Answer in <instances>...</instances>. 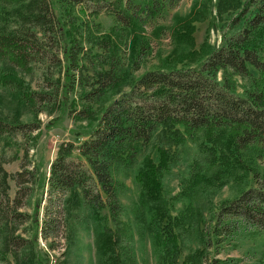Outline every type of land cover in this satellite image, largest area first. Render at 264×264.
<instances>
[{
  "label": "trees",
  "instance_id": "obj_1",
  "mask_svg": "<svg viewBox=\"0 0 264 264\" xmlns=\"http://www.w3.org/2000/svg\"><path fill=\"white\" fill-rule=\"evenodd\" d=\"M24 1L0 0L9 4ZM74 1L89 10L88 15L94 22L90 26L99 35L93 37L89 32L88 36L95 38L90 50L73 44L70 48L64 46L63 51L68 68L77 71L79 80L72 81V87L78 84L84 89L82 100L87 105L83 110L76 111L75 120L90 121L91 124L90 129L82 133L80 143L60 145L51 165L50 177L41 181L42 190L47 186L49 197L42 233L46 240H51L50 230L60 225V212L55 217L50 216L52 205L62 206L64 212L72 208L85 209L90 211L93 220L92 231L99 264H137L131 254L132 249L123 246L126 235L119 232L123 229L114 230L101 212L108 208L112 221L119 226L121 212H124L120 197L126 193L127 187L116 176L123 170L131 171L142 157L134 175L138 198L132 213L140 230L151 239L158 264H176L179 248L175 225L179 221L171 217L162 182L163 172L170 167V156L162 149L160 162L156 163L148 150L157 139L164 146L171 147L203 137L212 143L217 142L224 171L233 167L241 169L242 173L246 171L244 152L252 146L264 147V0H208L211 5L209 14L212 16L215 13L216 21L228 19L229 29L242 28L232 35L222 34L219 47H209L206 54L198 58L197 67L146 72L134 81L129 91L124 90V76L130 71L121 72L122 62L112 36L118 39L132 36L135 54L132 56L141 57L149 49V43L147 38L137 35V31L141 32L145 26L165 17L181 0ZM198 2L195 0L190 15L192 19L184 26L176 25L174 32L180 42L186 41L191 48L190 53L194 54H199L193 51L196 43L192 38L195 30L192 22L200 20L195 13ZM34 4L39 11L28 17L33 25L40 27L43 33L53 31L63 37V24L56 18L51 0H35ZM207 8L204 6L203 11L207 12ZM51 10L52 19L49 18ZM102 14L114 24L110 34L103 33L102 24L95 22ZM186 18H177L176 23ZM216 21L213 29L217 31ZM157 31L161 34L163 28ZM5 32L0 30V61L5 63L8 72L0 74V83L13 88L19 109H29L38 115L39 103L48 102L54 96L31 92L29 86L17 77L12 65L23 67L27 62L26 45L14 39L12 33ZM66 43L69 45L68 41ZM95 49L96 54H93ZM79 57L98 67L90 68L92 76L89 82L81 76L83 67L75 64ZM132 68L140 70V65L132 61ZM239 80L243 84H239ZM239 88L242 94L238 93ZM114 89H119L118 97L107 107L95 110L94 104L104 102ZM27 128L34 131L40 126L0 119V136L25 133ZM219 143H225L224 148L218 147ZM234 160L236 165L232 166ZM210 165L215 167L217 163ZM194 178L195 184L208 180L204 171L196 173ZM254 178L253 187L224 203L216 214L214 232L220 246L234 237L241 226H250L264 234V177L255 173ZM197 190L189 186L190 199L187 200L190 205L183 212L179 224L197 216L192 211ZM38 203L40 205L42 200ZM29 260L31 264H50L40 255H33ZM199 260L198 256H194L191 264H198ZM60 264H68V259Z\"/></svg>",
  "mask_w": 264,
  "mask_h": 264
},
{
  "label": "rangeland",
  "instance_id": "obj_2",
  "mask_svg": "<svg viewBox=\"0 0 264 264\" xmlns=\"http://www.w3.org/2000/svg\"><path fill=\"white\" fill-rule=\"evenodd\" d=\"M51 2L56 18L62 21L63 37L53 31L43 33L40 27H35L32 20L28 19L39 11L35 7V0H25L20 4L0 2V30H5L6 34L12 33L14 39L26 45L27 62L23 67L12 65L17 71V77L29 86L31 92L54 96L48 102L39 103L38 115H35L29 109H19L13 88L4 87L0 83V119L40 126L39 130L27 128L25 133L0 136V264H31L29 257L33 255H40L50 264H60L67 259L68 264H99L90 211L72 208L64 212L62 206L59 208L56 204L52 205L50 216L55 217L60 212V225L50 230L51 240H46L42 233L49 197L48 188L46 186L43 191L41 181L50 177L51 165L60 145L80 143L83 140L82 133L88 131L91 124L90 121L75 120L76 111L83 110L87 105L82 100L84 89L78 84L72 87L71 82L79 79L76 69L73 71L68 68L63 55L64 46L70 48L76 44L90 50L95 38L89 37V32L93 37L99 36L90 26L94 22L85 7L77 5L74 0ZM194 3L195 0H181L165 17L145 26L141 32L137 31L136 34L147 38L149 43V49L141 57L132 56L135 55L132 36L122 37L123 39L112 36L122 62L121 72L130 71L129 75H123L125 91H129L134 81L146 72L197 67L198 58L203 57L209 47H219L222 34L232 35L242 28L229 29L228 19L216 21V14H209L211 5L208 0H199L195 13L200 20L192 22L195 28L192 38L196 43L193 51L199 54L190 53L191 48L186 45V41L180 42L174 32L176 25L184 26L185 22L192 19L190 15ZM204 6H208L207 12L203 11ZM185 17L188 18L176 23L177 18ZM49 18L52 19V10ZM214 21L217 31L213 29ZM95 22L102 24V32L105 34H110L114 27L112 20L105 14ZM158 28H163L161 34L158 33ZM96 51L97 49L93 54ZM80 58L75 64L83 67L84 73L80 74L85 82H89L92 76L90 68L98 67L91 66ZM132 61L140 65V70H133ZM3 72L8 70L5 63L0 61V74ZM239 84H243V81L239 80ZM118 90H112L101 104H94V109L107 107L118 97ZM238 93H243L241 88ZM219 144L218 147L224 148L225 143ZM162 149L168 151L170 156V167L162 174L164 196L171 217L178 219L179 223L183 212L190 205L189 186L198 189L195 192L196 200L192 204V211L197 216L175 225L179 248L176 264H191L194 256L200 258L198 264H217L216 261L227 264H264V234L250 226H241L234 237L220 246L214 232L216 214L221 206L237 198L247 188L253 187L255 173L264 177V147L252 146L244 152L246 158L243 159L247 164L244 173L236 167L224 171L217 142L212 143L203 137L195 142L186 141L171 147L164 146L157 139L148 150L156 163L160 162ZM141 162L142 157L131 171L123 170L116 176L127 187L126 193L120 197L124 212H121L119 226L112 221L108 208L103 209L101 215L108 218L114 230H119V227L123 229L119 230L126 235L123 246L132 249L131 254L137 264H158L151 239L140 230L132 213L138 198L134 175ZM215 163L217 165L211 167L210 164ZM231 164L235 166L236 160ZM201 171L206 173L208 180L193 183L195 174Z\"/></svg>",
  "mask_w": 264,
  "mask_h": 264
}]
</instances>
